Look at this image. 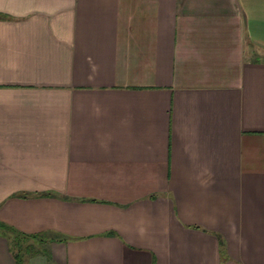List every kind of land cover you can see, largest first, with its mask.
I'll use <instances>...</instances> for the list:
<instances>
[{
  "label": "crops",
  "instance_id": "1",
  "mask_svg": "<svg viewBox=\"0 0 264 264\" xmlns=\"http://www.w3.org/2000/svg\"><path fill=\"white\" fill-rule=\"evenodd\" d=\"M0 221L24 264H264V0H0Z\"/></svg>",
  "mask_w": 264,
  "mask_h": 264
},
{
  "label": "trees",
  "instance_id": "2",
  "mask_svg": "<svg viewBox=\"0 0 264 264\" xmlns=\"http://www.w3.org/2000/svg\"><path fill=\"white\" fill-rule=\"evenodd\" d=\"M0 234L8 238L11 245V250L15 254L17 264H24L23 257L25 252L29 253L33 248L31 245L26 246L24 244L29 235L18 231L16 228L3 221H0Z\"/></svg>",
  "mask_w": 264,
  "mask_h": 264
},
{
  "label": "rangeland",
  "instance_id": "3",
  "mask_svg": "<svg viewBox=\"0 0 264 264\" xmlns=\"http://www.w3.org/2000/svg\"><path fill=\"white\" fill-rule=\"evenodd\" d=\"M30 242H31V240H27L26 242H24V244L27 246V245H29Z\"/></svg>",
  "mask_w": 264,
  "mask_h": 264
}]
</instances>
